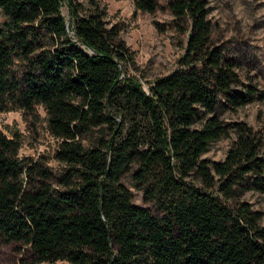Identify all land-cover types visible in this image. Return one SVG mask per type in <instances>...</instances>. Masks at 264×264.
Returning <instances> with one entry per match:
<instances>
[{"label": "trees", "instance_id": "obj_1", "mask_svg": "<svg viewBox=\"0 0 264 264\" xmlns=\"http://www.w3.org/2000/svg\"><path fill=\"white\" fill-rule=\"evenodd\" d=\"M160 2L135 5L154 13ZM167 7L186 51L147 91L100 0H0V110L42 105L63 165L55 187L0 129V242L29 245L34 263L264 264V213L241 199L264 193L263 135L221 117L264 91L212 42L205 0ZM231 131L223 159L203 157ZM130 171L161 215L134 203L122 182Z\"/></svg>", "mask_w": 264, "mask_h": 264}, {"label": "rangeland", "instance_id": "obj_2", "mask_svg": "<svg viewBox=\"0 0 264 264\" xmlns=\"http://www.w3.org/2000/svg\"><path fill=\"white\" fill-rule=\"evenodd\" d=\"M104 5L109 24L122 29L121 36L133 52L136 66L129 68L148 91L149 85L158 77L169 75L180 67V58L186 51L187 33L179 32L173 26L174 16L167 7L168 0H161V6L154 13L136 8L135 0H100ZM208 20L212 24L211 38L214 44L225 47L226 54L238 62L237 72L244 82L257 85L264 91V0H205ZM63 11L67 14L66 5ZM5 16L0 12V24ZM167 26L161 31L155 22ZM136 67V68H135ZM221 117L225 122L245 121L263 135L264 155V99L255 100L233 109H223ZM0 129L20 143L19 155L42 160L54 174L51 184L60 187L58 175L62 163L54 158L58 140L48 127V116L44 107L35 105L32 110L10 108L0 110ZM99 130L83 136V143L90 146ZM235 132L210 142L203 153L204 158L220 160L226 156ZM122 182L132 191L134 203L148 207L154 215L161 211L154 202L145 198L143 190L136 186L132 171L125 174ZM242 200L264 213V193L249 190ZM0 264H50L34 263L30 247L22 241L0 242Z\"/></svg>", "mask_w": 264, "mask_h": 264}]
</instances>
